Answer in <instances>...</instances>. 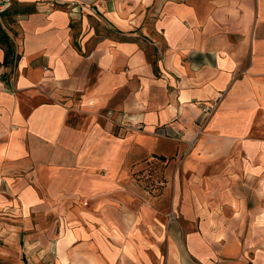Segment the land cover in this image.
<instances>
[{
    "label": "crops",
    "instance_id": "1",
    "mask_svg": "<svg viewBox=\"0 0 264 264\" xmlns=\"http://www.w3.org/2000/svg\"><path fill=\"white\" fill-rule=\"evenodd\" d=\"M0 31L1 261L264 264V0H14Z\"/></svg>",
    "mask_w": 264,
    "mask_h": 264
},
{
    "label": "rangeland",
    "instance_id": "2",
    "mask_svg": "<svg viewBox=\"0 0 264 264\" xmlns=\"http://www.w3.org/2000/svg\"><path fill=\"white\" fill-rule=\"evenodd\" d=\"M155 163V162H152V164ZM157 164L158 166H154L152 167V173L153 175H156L157 173H160L161 169H165L166 167L161 164V163H155ZM151 165V164H150ZM152 166V165H151ZM151 174V173H150ZM135 177V181H136V184L139 185L141 188H143L145 191H147L148 193L151 194V196H158V193H159V189L161 186H158V179L155 177V178H152V175L150 178H148V180H145L147 179V175L145 174V179L143 178V173H141V175H139V177L137 176H134ZM143 201V199H141ZM165 217L169 220V222H172V221H176L177 220V215H174L173 213H169V214H166ZM40 222H43V221H40ZM45 223V222H43ZM43 231L46 232V229H44ZM9 251H10V247H9ZM0 264H17V262H15V257H12V258H8L7 261L3 262L0 260Z\"/></svg>",
    "mask_w": 264,
    "mask_h": 264
},
{
    "label": "built area",
    "instance_id": "3",
    "mask_svg": "<svg viewBox=\"0 0 264 264\" xmlns=\"http://www.w3.org/2000/svg\"><path fill=\"white\" fill-rule=\"evenodd\" d=\"M13 1L14 0H0V24H2L3 13L11 7ZM42 1L47 2V3H53L54 2V0H42ZM216 105L217 104H214L212 106L208 105V106L204 107L203 108L204 116L209 117L212 114V112L215 110ZM131 127L138 130V131L143 130L142 126H140V125H136V126L132 125Z\"/></svg>",
    "mask_w": 264,
    "mask_h": 264
},
{
    "label": "trees",
    "instance_id": "4",
    "mask_svg": "<svg viewBox=\"0 0 264 264\" xmlns=\"http://www.w3.org/2000/svg\"><path fill=\"white\" fill-rule=\"evenodd\" d=\"M0 42L3 43L7 47L5 63H9V56H11V54H12V47H11L10 41L8 39V36L2 31H0ZM160 160L162 161L163 159H160ZM154 166H158V165L153 164L151 166L150 163H148V167L146 169H144L143 171H140L138 173H135L134 176L139 177V175H141V173H143V175H144L147 171H149V174L151 172L152 178H154L153 173H152V167H154ZM143 178L145 179V176ZM145 180H148V179H145ZM158 182H160V181H158Z\"/></svg>",
    "mask_w": 264,
    "mask_h": 264
}]
</instances>
